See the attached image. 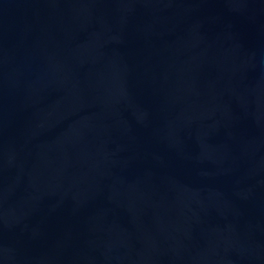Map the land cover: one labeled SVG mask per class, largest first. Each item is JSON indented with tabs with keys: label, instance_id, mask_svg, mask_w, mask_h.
Returning a JSON list of instances; mask_svg holds the SVG:
<instances>
[{
	"label": "water",
	"instance_id": "95a60500",
	"mask_svg": "<svg viewBox=\"0 0 264 264\" xmlns=\"http://www.w3.org/2000/svg\"><path fill=\"white\" fill-rule=\"evenodd\" d=\"M0 264H264V0H0Z\"/></svg>",
	"mask_w": 264,
	"mask_h": 264
}]
</instances>
